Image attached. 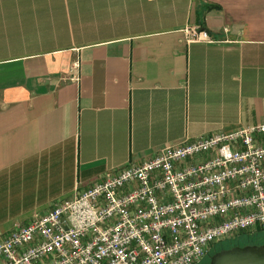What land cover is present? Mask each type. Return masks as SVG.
I'll list each match as a JSON object with an SVG mask.
<instances>
[{"label":"crops","instance_id":"1","mask_svg":"<svg viewBox=\"0 0 264 264\" xmlns=\"http://www.w3.org/2000/svg\"><path fill=\"white\" fill-rule=\"evenodd\" d=\"M257 124L264 0H0V240L165 146Z\"/></svg>","mask_w":264,"mask_h":264},{"label":"built area","instance_id":"2","mask_svg":"<svg viewBox=\"0 0 264 264\" xmlns=\"http://www.w3.org/2000/svg\"><path fill=\"white\" fill-rule=\"evenodd\" d=\"M260 230L264 124L168 145L107 174L0 240V264H203L215 246Z\"/></svg>","mask_w":264,"mask_h":264},{"label":"water","instance_id":"3","mask_svg":"<svg viewBox=\"0 0 264 264\" xmlns=\"http://www.w3.org/2000/svg\"><path fill=\"white\" fill-rule=\"evenodd\" d=\"M207 264H264V244L222 249L212 254Z\"/></svg>","mask_w":264,"mask_h":264},{"label":"trees","instance_id":"4","mask_svg":"<svg viewBox=\"0 0 264 264\" xmlns=\"http://www.w3.org/2000/svg\"><path fill=\"white\" fill-rule=\"evenodd\" d=\"M264 233V231H257V233H255L254 235H250L248 233H242L239 236V240L236 241L235 243H223L222 245H217L213 248L212 252L210 253L209 257L207 259H205V261L203 262V264H207L210 260V256L222 249H227V248H231L234 246H245V245H253V244H264V241H260V237H262V234ZM246 236V237H245ZM243 241V243H241Z\"/></svg>","mask_w":264,"mask_h":264},{"label":"rangeland","instance_id":"5","mask_svg":"<svg viewBox=\"0 0 264 264\" xmlns=\"http://www.w3.org/2000/svg\"><path fill=\"white\" fill-rule=\"evenodd\" d=\"M246 237V236H245ZM260 239V241H264V233L262 234V237H260L259 238ZM239 240V237H236L235 239H233V240H231V241H229V242H226V243H235L236 241H238ZM241 243H243V241L241 242ZM225 244V243H224ZM222 245V244H221Z\"/></svg>","mask_w":264,"mask_h":264}]
</instances>
